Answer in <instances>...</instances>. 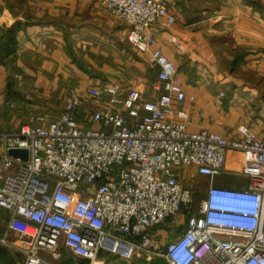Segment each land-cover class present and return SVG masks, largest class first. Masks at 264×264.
Returning <instances> with one entry per match:
<instances>
[{
  "label": "built area",
  "instance_id": "1",
  "mask_svg": "<svg viewBox=\"0 0 264 264\" xmlns=\"http://www.w3.org/2000/svg\"><path fill=\"white\" fill-rule=\"evenodd\" d=\"M106 4L127 24L130 45L158 67L165 93L133 123L110 105L94 111V126L86 127L76 120L85 100L73 89L56 118L29 114L16 131H0V207L10 211L9 230L17 234L12 245L23 264H41L38 252L55 251L60 242L90 262L106 252L127 261L151 253L167 264H264V142L248 126L226 137L169 120L185 93L173 62L151 49L146 31L161 19L174 23L175 16L166 0ZM3 54L0 31V62ZM123 104L139 117L138 91ZM12 149L28 150V159L11 155ZM228 151L244 156L242 186L214 182ZM185 166L210 183L182 182ZM178 215V233L156 246L155 226Z\"/></svg>",
  "mask_w": 264,
  "mask_h": 264
},
{
  "label": "crops",
  "instance_id": "2",
  "mask_svg": "<svg viewBox=\"0 0 264 264\" xmlns=\"http://www.w3.org/2000/svg\"><path fill=\"white\" fill-rule=\"evenodd\" d=\"M166 2L176 21L158 20L146 33L153 38L151 49H160L173 62L185 93L167 118L187 124L191 132L207 129L226 137L248 126L264 142V0ZM0 31V131H16L33 113L30 106L56 118L73 89L85 100L76 120L90 127L92 113L110 105L133 123L165 93L158 67L130 45L127 24L106 0H0ZM9 58H14L12 71ZM115 87V93L109 91ZM132 90L140 94L138 118L123 104ZM53 107L58 109L54 115ZM243 162V154L228 151L225 170L214 182L244 185ZM180 180L196 187L210 183L191 166L181 168ZM10 217L0 207V264H23V253L12 245L17 234L9 230ZM179 218L155 226L156 246L178 233ZM150 255L127 261L100 252L90 262L63 242L55 251L38 252L41 264H167L163 256Z\"/></svg>",
  "mask_w": 264,
  "mask_h": 264
},
{
  "label": "water",
  "instance_id": "3",
  "mask_svg": "<svg viewBox=\"0 0 264 264\" xmlns=\"http://www.w3.org/2000/svg\"><path fill=\"white\" fill-rule=\"evenodd\" d=\"M13 61L14 58H9L8 62L10 63L11 71L13 70ZM10 154L13 156H21L24 160L28 159V150L26 149H12Z\"/></svg>",
  "mask_w": 264,
  "mask_h": 264
},
{
  "label": "rangeland",
  "instance_id": "4",
  "mask_svg": "<svg viewBox=\"0 0 264 264\" xmlns=\"http://www.w3.org/2000/svg\"><path fill=\"white\" fill-rule=\"evenodd\" d=\"M30 91V90H29ZM1 92H2V90H1ZM31 92V91H30ZM6 94V93H5ZM56 107V106H55ZM55 107H53L52 109H51V113L54 115V114H56V111L58 110L57 108H55ZM29 109V108H28ZM30 112H33V113H35V114H38V115H40V114H42L41 112L42 111H40V108H33V107H31L30 106ZM32 113V114H33ZM27 114V113H26ZM25 114V115H26ZM51 116V115H50ZM80 121H82V120H80ZM81 123H84V122H81ZM86 127H90V125L89 124H86ZM205 186V185H204ZM204 186H203V188H204ZM203 195V193L202 192H198L197 193V196H202ZM198 197V198H199Z\"/></svg>",
  "mask_w": 264,
  "mask_h": 264
},
{
  "label": "trees",
  "instance_id": "5",
  "mask_svg": "<svg viewBox=\"0 0 264 264\" xmlns=\"http://www.w3.org/2000/svg\"><path fill=\"white\" fill-rule=\"evenodd\" d=\"M7 94H8V92H7Z\"/></svg>",
  "mask_w": 264,
  "mask_h": 264
}]
</instances>
